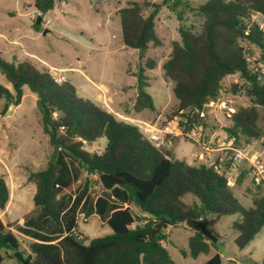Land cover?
Masks as SVG:
<instances>
[{
    "label": "trees",
    "instance_id": "1",
    "mask_svg": "<svg viewBox=\"0 0 264 264\" xmlns=\"http://www.w3.org/2000/svg\"><path fill=\"white\" fill-rule=\"evenodd\" d=\"M56 1L34 0V4L45 14L54 8ZM168 1L156 4L148 13L140 2L119 10L125 47L139 51L143 57L151 44L160 45L155 21L159 8ZM197 12L203 18L201 29L181 26L180 40L173 44L162 64L163 77L172 83L178 101L168 119L182 118L184 136L202 126L207 104L221 94L222 80L239 74L243 85H235L233 93L244 90L251 104L236 111L228 108L226 135L234 138L236 148H242V142L264 141V79L250 67L242 46L245 42L258 49L256 61L264 63V32L249 24L253 12L264 15V0H207L199 5ZM0 71L11 85L9 89L0 84V99L5 102L0 113L4 115L11 106L21 104L26 87L36 95L43 130L54 151L76 159L88 174L84 185L76 186L80 190L70 207L72 213L85 204L86 218L99 213L112 229L109 235L88 240L70 217L73 228L64 235L65 197L59 188V165L51 159L44 169L31 172L28 181L36 185L33 202L38 224L44 227L51 219L57 227L53 234L35 233L32 236L35 240L27 243L26 250L20 236L11 229L13 224H5L0 217V264L7 258L14 259L12 254L18 250L27 264H177L163 245L167 239L164 231L170 227L186 225L192 230L188 253H183L192 258L210 254L216 246L200 230L188 226V221L206 223L219 239L214 231L217 219L238 214L233 228L237 233L235 244L241 249L264 227V194L255 197L251 206H244L228 183V174L235 169L240 171L236 184L249 175L245 163L233 166L222 158L211 164H189L177 159L166 146L152 143L138 125L120 120L101 106L79 97L70 81H57L47 68L30 60L8 62L1 50ZM136 79L134 111L154 110L144 68L139 69ZM103 138L106 144L101 153L85 149V143ZM106 173L119 182V187L110 190V200L89 190V176ZM97 183H101L99 179ZM62 189L71 190L72 185ZM10 194L8 183L0 176V211L6 210ZM188 194L197 201L184 202L183 197ZM134 208L145 216L139 217ZM157 224L161 229L153 235ZM21 231L30 233L26 229ZM203 264H222V256L217 251Z\"/></svg>",
    "mask_w": 264,
    "mask_h": 264
},
{
    "label": "rangeland",
    "instance_id": "2",
    "mask_svg": "<svg viewBox=\"0 0 264 264\" xmlns=\"http://www.w3.org/2000/svg\"><path fill=\"white\" fill-rule=\"evenodd\" d=\"M206 1L169 0L168 4L161 5L155 21L161 43L157 46L151 44L141 57L139 51L123 45L119 10L133 2H140L148 13L164 0H58L54 8L45 14L36 9L34 0H0V50L2 57L8 62L30 60L39 67L47 68L59 82L70 81L76 87L79 97L101 106L120 120L138 125L145 133L143 122H165L178 105L172 83L163 77L162 64L168 59L173 44L180 40L181 26L195 31L201 29L203 18L197 8ZM39 17L42 20L37 25L36 20ZM45 29L47 33L43 34ZM242 46L245 54L255 61L258 60V49L245 42ZM150 64H154V68H150ZM141 68H144L148 78V92L154 99L155 109L136 113L133 107L136 99V74ZM0 84L11 89L1 71ZM235 85H243L239 74L229 75L222 80V91L215 105L205 108V118L202 126H199L201 138L182 136L173 140L169 147L166 146L173 151L174 157L194 164L199 160L194 159L191 154L197 147L201 148L203 142L210 141L213 150L218 144L225 143L223 137L226 136L228 108L236 111L251 104V99L244 90L233 93ZM4 103V99H0V111ZM224 105L226 108H223ZM213 131L219 134L217 138L212 136ZM218 138H221L220 142L217 141ZM105 144L106 139L103 138L90 144L85 143V149L91 153H101ZM240 147H248L251 152L264 154L263 140H255L250 144L242 142ZM51 159L57 160L59 165V188L61 195L64 194L65 197L62 201L66 209L63 215L65 227L62 226L64 234L73 228L69 224L70 217H73L79 232L88 240L111 234L112 229L99 213L85 217V204L72 213L70 207L73 206L76 195L84 185V177L88 174L76 159L63 152L54 151L49 136L43 130L38 99L26 87L21 104L17 107L11 106L4 115L0 113V162H5L10 169L5 172L0 165V176L7 178L11 192L8 214H1L7 223L34 208L35 184L18 189L19 179L26 178L28 182L29 174L44 169ZM239 173V170H233L228 174V179L232 181L231 186L239 201L244 206H251L255 197L264 194V183L255 185L247 174L236 184ZM79 174L81 177H78ZM89 177V190L98 192L104 200H110L111 191L101 189L102 184L97 183L99 177ZM66 185H72V189H62ZM183 200L191 204L197 198L188 194ZM134 211L139 217L145 216L136 208ZM238 219V214L224 215L217 219L214 231L220 237L213 243L216 248L212 247L210 254H201L197 258L183 254L188 253V240L192 235V230L186 225L165 230L167 239L164 246L177 264H203L217 251L222 256V264H264V227L241 249L235 244L237 233L233 228ZM47 227L57 226L49 219L44 229ZM12 229L15 233L21 231L16 224H13ZM2 264L18 262L5 259Z\"/></svg>",
    "mask_w": 264,
    "mask_h": 264
},
{
    "label": "built area",
    "instance_id": "3",
    "mask_svg": "<svg viewBox=\"0 0 264 264\" xmlns=\"http://www.w3.org/2000/svg\"><path fill=\"white\" fill-rule=\"evenodd\" d=\"M250 25H256L259 30L264 32V15L260 12H253L249 18ZM247 61L250 63V67L258 73L264 79V63H259L247 54H245ZM58 81V80H57ZM215 105V101H211L207 104V107ZM225 106V105H224ZM182 118L179 116L168 119L165 122H150L144 123V131L151 140L157 146L172 145L173 140L178 137L184 136V126L181 123ZM201 128L197 127L186 136L201 138ZM225 143L223 147L225 154L223 159L229 160L233 163V166H238L245 163L249 169V176L255 185H261L264 183V154L258 152H251L249 148H236L234 145V138L225 137ZM211 142H203L201 150L194 155L196 160H205L212 153ZM229 185H233L231 180H228ZM127 204H124L126 207ZM163 245L164 242H163Z\"/></svg>",
    "mask_w": 264,
    "mask_h": 264
},
{
    "label": "crops",
    "instance_id": "4",
    "mask_svg": "<svg viewBox=\"0 0 264 264\" xmlns=\"http://www.w3.org/2000/svg\"><path fill=\"white\" fill-rule=\"evenodd\" d=\"M60 70H62V69H60ZM212 136L214 138L215 137L217 138L219 136V134L217 133V131H213L212 132ZM225 137L226 136H224L223 138H225ZM217 141L220 142L221 141V138H218ZM168 147L166 149H169ZM200 150H201V148L200 147L199 148L197 147L196 148V151H194L191 155L192 156L195 155ZM224 154H225V150H224L223 144H218V147L212 151L211 155L206 160H204V161L199 160V161L194 162V164H201V163L211 164L212 162H215L217 159H222L224 157ZM186 162H188V161H186ZM188 163L189 164H192L191 161L188 162ZM0 165H2L4 167V171L5 172H9L10 171L9 166L5 162L1 161L0 162ZM4 178H5L6 182H7V178L5 176H4ZM31 183H33V182H29V181L27 182L26 181V178L24 180L20 178L19 179V183H18V184H20V187H18V189H20V188H27V187L30 186ZM35 192H36V190H35ZM34 194L35 193H33V196H34ZM8 209H9V205L7 206V208H6L5 211H0V217L1 218H2L1 214L4 215V216H6L8 214ZM37 216H38V213L33 208L30 212L22 215V217H20V218L11 220L10 223H9V224H16V225H18L21 228V230L22 229L29 230L30 233H23L22 231H18L17 232L19 234V236L21 237L22 248H24L26 250H28L27 243L29 241L35 240V239L32 238V236H34L35 233H40V234H53V232H54V228H51V227L48 228L47 227L46 229H44V227H41L38 224L40 221L37 218ZM33 219H36L35 222H33ZM2 220H3V222L5 224H7V222L5 221L4 218H2ZM11 229H12V227H11ZM64 235H66V233ZM22 238L25 241H23ZM7 259H11V258H7ZM12 260L17 261L15 258L12 259Z\"/></svg>",
    "mask_w": 264,
    "mask_h": 264
},
{
    "label": "water",
    "instance_id": "5",
    "mask_svg": "<svg viewBox=\"0 0 264 264\" xmlns=\"http://www.w3.org/2000/svg\"><path fill=\"white\" fill-rule=\"evenodd\" d=\"M41 20H42V17H39L36 20V24L37 25L40 24ZM46 33H47V30L45 29L43 31V34H46ZM99 180L105 190H111L115 186L119 185V182L114 177H112L110 174H107V173L100 175ZM187 224L191 228L200 230L205 235V237L208 240H210L212 243L217 242L216 236L211 232L210 228L207 226L206 223L202 221L191 220V221H188ZM159 227H160V224H157L153 232V235L159 231L158 229ZM12 255L20 264H27L25 256L19 250L14 251Z\"/></svg>",
    "mask_w": 264,
    "mask_h": 264
}]
</instances>
